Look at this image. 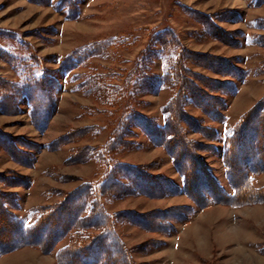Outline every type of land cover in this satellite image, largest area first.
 <instances>
[{
	"label": "rangeland",
	"instance_id": "rangeland-1",
	"mask_svg": "<svg viewBox=\"0 0 264 264\" xmlns=\"http://www.w3.org/2000/svg\"><path fill=\"white\" fill-rule=\"evenodd\" d=\"M195 13L213 21L224 37H212ZM163 29L177 34L186 50L228 59L245 75L243 80H237L192 62L187 65L188 71L212 80L221 90L211 95L222 99L219 115L223 121H214L188 104L187 114L211 132L204 137L194 132L187 134L206 146L199 153L201 158L225 192L232 193L222 158L223 138L264 95V0H0V79L18 82L23 68L19 61L9 60L25 61L33 55V65L53 73L57 83L53 96L55 109L43 131L34 128L24 97L17 102L16 112L0 111V131L34 145V150H27L34 157L30 166L15 162L0 148V175H18L30 182L28 186L0 185L4 192L15 194L18 207L10 210L18 218L32 224L31 209L59 202L63 192L102 178L105 171L98 169L94 159L67 161L73 151L89 147L92 153L99 152L119 123L133 113L163 124L162 109L173 95L170 89L132 96V87L126 93L122 85L133 74L138 59L156 48L153 34ZM92 47L99 48V53L67 73H60V63L65 58ZM164 68V60L157 58L148 70L161 77ZM88 76H108L104 80L109 85L123 90L116 109L97 100L84 84ZM129 131L124 136L130 142L129 147L118 148L114 161L149 166L151 174L170 178L181 187L182 177L176 173L168 153L151 144L135 124ZM66 136V143L50 149L53 141ZM253 182L256 187L263 186L264 173L254 177ZM102 203L107 213L132 210L145 213L192 205L183 193L157 199L131 195ZM116 226L128 248L144 245L143 251L132 253L138 264H264V203L195 209L186 222L175 223L168 235L130 224ZM68 242L69 238L63 239L47 255L25 247L0 256V264H56L54 253Z\"/></svg>",
	"mask_w": 264,
	"mask_h": 264
},
{
	"label": "trees",
	"instance_id": "trees-1",
	"mask_svg": "<svg viewBox=\"0 0 264 264\" xmlns=\"http://www.w3.org/2000/svg\"><path fill=\"white\" fill-rule=\"evenodd\" d=\"M195 16L197 18H193L202 21L212 37H224V33L218 31L208 17L201 14ZM152 42L156 48L148 50L138 59L133 74L129 72L130 77L127 76L122 85L126 93L132 87V96L157 92L165 87L170 89L173 95L162 109L163 124L133 113L119 123L115 133L113 130L107 144L99 152L94 151V154L89 147L73 151L67 161L86 162L94 159L98 169L105 171L104 175L94 183L83 182L70 192H57L62 193L59 202L31 209L30 217L34 218L32 224L25 223L10 210L18 207L15 194L0 188V256L25 247L35 248L47 255L63 239L69 238L68 244L54 253L56 264H138L133 261L132 253L134 250L143 251L144 245H138L133 250L128 248L120 238L116 225L130 224L144 231L168 235L174 230L175 223L186 222L195 209L220 204L240 207L264 203V185L256 187L253 182L254 177L264 173V95L253 108L241 115L233 129L223 138L222 158L227 183L232 190L231 194H227L199 154L206 146L188 138L187 134L194 132L204 137L211 131L200 126L185 109L186 105L192 104L214 121H223L219 115L222 99L211 95L221 90L214 86L212 80L201 79L188 71L187 65L192 62L237 80H243L245 75L240 69H235L228 59L186 50L177 34L170 29L153 34ZM103 45L105 47L107 43ZM98 53L99 48L96 47L73 52L60 63V73H67ZM32 56L25 61L17 58L9 60L19 61L23 72L16 83L0 79V111L4 114L16 112L17 102L24 97L30 107L29 116L34 128L43 131L55 109L53 96L57 83L53 73L33 65ZM157 58L165 63L161 77L154 76L148 70ZM106 77L88 76L84 84L94 92L101 104L116 109L120 105L119 96L123 90L117 85H109L104 80ZM231 85L234 87V84ZM134 124L151 144L162 147L168 153L176 173L182 177L181 187L170 178L151 174L149 166L114 161L118 148L129 147L130 142L125 141L124 136L129 135V128ZM67 139L66 136L53 141L50 149L54 150L53 145L57 148L66 143ZM33 146L20 137L14 138L0 131V148L21 165L30 166L34 163L33 155L27 152L34 150ZM0 185L28 186L30 182L18 175H0ZM182 193L193 206H173L168 210L157 209L145 213L133 210L107 213L102 203V200H119L131 195L157 199Z\"/></svg>",
	"mask_w": 264,
	"mask_h": 264
}]
</instances>
